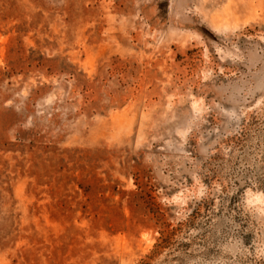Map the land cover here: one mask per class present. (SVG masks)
I'll return each instance as SVG.
<instances>
[{"label": "rangeland", "instance_id": "rangeland-1", "mask_svg": "<svg viewBox=\"0 0 264 264\" xmlns=\"http://www.w3.org/2000/svg\"><path fill=\"white\" fill-rule=\"evenodd\" d=\"M0 264H264V0H0Z\"/></svg>", "mask_w": 264, "mask_h": 264}, {"label": "trees", "instance_id": "trees-1", "mask_svg": "<svg viewBox=\"0 0 264 264\" xmlns=\"http://www.w3.org/2000/svg\"><path fill=\"white\" fill-rule=\"evenodd\" d=\"M167 244V239H161V243H159L158 245H157V248L158 247H161V246H165Z\"/></svg>", "mask_w": 264, "mask_h": 264}]
</instances>
